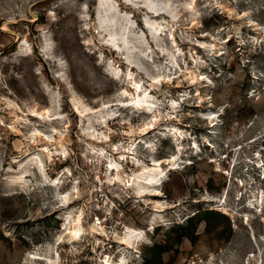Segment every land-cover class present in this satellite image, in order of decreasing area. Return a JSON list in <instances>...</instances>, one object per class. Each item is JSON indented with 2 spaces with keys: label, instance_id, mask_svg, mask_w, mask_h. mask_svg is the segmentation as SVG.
<instances>
[{
  "label": "rangeland",
  "instance_id": "374dc122",
  "mask_svg": "<svg viewBox=\"0 0 264 264\" xmlns=\"http://www.w3.org/2000/svg\"><path fill=\"white\" fill-rule=\"evenodd\" d=\"M0 264H264V0H0Z\"/></svg>",
  "mask_w": 264,
  "mask_h": 264
},
{
  "label": "bare ground",
  "instance_id": "6f19581e",
  "mask_svg": "<svg viewBox=\"0 0 264 264\" xmlns=\"http://www.w3.org/2000/svg\"><path fill=\"white\" fill-rule=\"evenodd\" d=\"M156 5V4H155ZM153 3H149L146 2L145 4V8L148 10L149 13H153L155 15H162L163 12L162 10L157 9V5L155 6ZM192 7H195V2L193 1L191 3ZM164 14V13H163ZM136 86V91H140L141 89V84H139L137 81L133 82ZM153 88H156V84H152ZM128 89H125L124 93H127ZM134 94V93H132ZM134 108H136L137 110L140 111H154L156 112V110H153L152 105L150 104V102L148 101V99L146 98V93L144 96H142L141 92H139L137 95L134 94L132 103ZM123 105H129L126 104L125 102L123 103ZM176 107V106H175ZM44 114V113H43ZM157 122V118L155 117L153 124ZM148 126H144L141 130L143 133H147L148 132ZM177 156H173L172 158L167 159V162L170 163L173 161V163L176 161ZM114 168L117 169L118 171V178L123 179L125 181V184H129L130 185V181L132 180L131 178L128 179H124L123 178V168L122 165L118 162V164H114ZM143 170L140 174L136 175V179H134V182H136L139 185V193L140 194H145L148 191V187H150L151 185H156V184H160L162 182V176L165 173V167H163L161 165V160H155L153 164L151 165H147L143 162L142 164ZM123 172V173H122ZM129 181V183H128ZM150 184V185H149ZM158 203L156 204V206L162 205L161 201H157ZM92 229H96V226L93 225ZM68 231L71 234V237H79L84 233V225H83V221H82V213L78 215L77 218H71L69 221V227H68ZM143 232L141 231H137L134 229H130V231L128 232V234L126 235V237L124 238V243L129 244V246H133L132 242L135 238H139L140 236H142ZM36 257V256H35ZM38 258H41L40 256H38Z\"/></svg>",
  "mask_w": 264,
  "mask_h": 264
}]
</instances>
